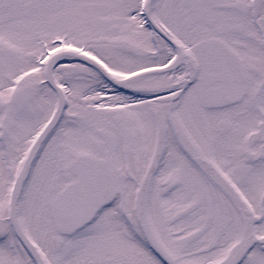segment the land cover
Masks as SVG:
<instances>
[{"label":"snow or ice","instance_id":"snow-or-ice-1","mask_svg":"<svg viewBox=\"0 0 264 264\" xmlns=\"http://www.w3.org/2000/svg\"><path fill=\"white\" fill-rule=\"evenodd\" d=\"M0 264H264V0H0Z\"/></svg>","mask_w":264,"mask_h":264}]
</instances>
